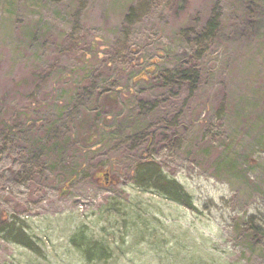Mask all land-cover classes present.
<instances>
[{"label": "rangeland", "instance_id": "1", "mask_svg": "<svg viewBox=\"0 0 264 264\" xmlns=\"http://www.w3.org/2000/svg\"><path fill=\"white\" fill-rule=\"evenodd\" d=\"M0 211V264H264V0H0Z\"/></svg>", "mask_w": 264, "mask_h": 264}, {"label": "trees", "instance_id": "2", "mask_svg": "<svg viewBox=\"0 0 264 264\" xmlns=\"http://www.w3.org/2000/svg\"><path fill=\"white\" fill-rule=\"evenodd\" d=\"M132 11L133 8H130L129 15H131ZM217 23L218 22L215 19H209L208 27L210 29H214L217 26ZM188 73L189 70L187 68H182L179 71V75L186 79L189 76ZM136 97L137 95L136 96L134 95L132 97L134 100H136V102L138 101L136 113L139 116L142 115L143 117H145L146 114L144 115V112H142L140 109H142V107L144 108L145 106H147L148 102L143 101L141 97L138 98ZM153 102L154 104H152ZM153 102L150 101L149 103L150 105L155 107L156 103L155 101ZM160 104L161 103H158V105ZM143 122H144V126L141 127V129H139L138 137L136 138L143 142L146 140L147 143L146 145L147 148L149 149L154 137V134L150 132V130L152 128H154L155 130V127L154 125L147 123L146 120H144ZM61 157L62 156H59V158ZM50 163H56V161L54 160ZM65 164L66 167L70 168V166L66 161ZM158 164L159 163L150 156H148L146 159H143L142 161L139 159L137 163H135V165L130 170V175L133 182L142 188L155 189L161 192L162 194H165L166 196L179 201V196L183 194V192H185L184 188L177 181L169 180L166 177V174L163 172L161 166H159ZM70 181L71 180H69V182ZM5 216H6L5 213L0 211V234L1 233L5 234L6 239L12 242L19 243L29 249H33L34 243L30 240L29 237L26 236V232H24L22 228H20L14 220L12 221L6 220L7 217ZM72 243L78 247V249L81 251V253L84 256V259L87 261L88 264H93V263L98 264L102 261L107 262L108 256L106 255V251L103 248V246L93 243V241L87 239L83 233H78L76 236H74L72 238Z\"/></svg>", "mask_w": 264, "mask_h": 264}, {"label": "flooded vegetation", "instance_id": "3", "mask_svg": "<svg viewBox=\"0 0 264 264\" xmlns=\"http://www.w3.org/2000/svg\"><path fill=\"white\" fill-rule=\"evenodd\" d=\"M104 176H107L106 174H103Z\"/></svg>", "mask_w": 264, "mask_h": 264}, {"label": "bare ground", "instance_id": "4", "mask_svg": "<svg viewBox=\"0 0 264 264\" xmlns=\"http://www.w3.org/2000/svg\"><path fill=\"white\" fill-rule=\"evenodd\" d=\"M138 102V101H137Z\"/></svg>", "mask_w": 264, "mask_h": 264}]
</instances>
